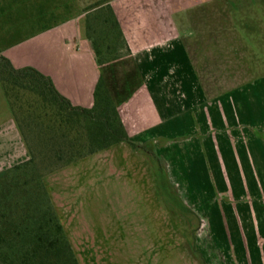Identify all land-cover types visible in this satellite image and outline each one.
Instances as JSON below:
<instances>
[{
    "label": "crops",
    "instance_id": "crops-1",
    "mask_svg": "<svg viewBox=\"0 0 264 264\" xmlns=\"http://www.w3.org/2000/svg\"><path fill=\"white\" fill-rule=\"evenodd\" d=\"M107 4L130 50L125 68L137 74V87L119 106V115L131 141L149 152L154 148L156 162L171 147L173 161L188 164L187 180H199L206 173L190 167V151L187 160L181 159V143L173 137L195 132L197 125L210 127L213 116L225 133H253L264 127V0ZM1 55L15 68L32 67L49 77L73 106H92L101 68L86 36L85 14L5 48ZM166 138L171 142L157 145ZM190 142L182 147L189 148ZM237 144L242 149L233 159V182L222 190L234 195L236 204L212 205L204 198L196 209L188 208V233L193 240L209 238L230 261L264 264V140ZM149 157L121 142L43 177L79 264L73 234L109 244H179L180 210L169 206L165 221L163 206L146 198L142 181L148 170L154 181L164 177ZM29 158L0 84V173ZM200 159L206 164L205 156ZM197 185L189 184V195L211 193Z\"/></svg>",
    "mask_w": 264,
    "mask_h": 264
},
{
    "label": "trees",
    "instance_id": "trees-1",
    "mask_svg": "<svg viewBox=\"0 0 264 264\" xmlns=\"http://www.w3.org/2000/svg\"><path fill=\"white\" fill-rule=\"evenodd\" d=\"M75 2L6 0L0 5V16L13 9L26 12L18 22L12 15L4 20L0 84L30 154L26 162L0 173V264H79L43 177L121 142L151 154L129 139L119 115V106L137 87V74L125 68L116 74L115 62L130 56L117 17L107 2L81 11ZM81 14L101 68L90 108L73 106L49 77L32 67L15 68L1 55L5 48ZM38 160L53 168L35 180Z\"/></svg>",
    "mask_w": 264,
    "mask_h": 264
},
{
    "label": "rangeland",
    "instance_id": "rangeland-1",
    "mask_svg": "<svg viewBox=\"0 0 264 264\" xmlns=\"http://www.w3.org/2000/svg\"><path fill=\"white\" fill-rule=\"evenodd\" d=\"M6 0H0V5L4 4ZM109 0H76L75 4L78 11L91 8L97 4L107 2ZM20 11V12H19ZM25 11L19 9H13L1 13L0 16V43L2 42V29L3 23H5L6 15H12L18 22L20 17H25ZM121 55H124V51H120ZM129 61V58L124 57L122 60L115 62V70L118 76L122 75V71ZM126 69V68H125ZM246 79V78H245ZM261 127V126H260ZM257 132H224L220 129L218 117H212V124L209 126L197 125L195 132L187 135L182 133L179 137H173L174 141L179 140L181 143L179 151L182 160L187 156V152L190 151L192 156L191 160L194 164L190 167L197 173H206L199 180H187L186 167L187 163H176L173 161L171 153H174V149L171 147L165 148L164 157L160 161L156 162L158 158L155 156L154 148L151 147V154L149 158L157 164V171L163 173V179L158 178L153 180L148 170V178L142 181L143 187H147L148 195L146 196L149 203L163 206L165 221L168 220V207L174 206L180 210L179 213V244L172 245L170 243L159 244H109L100 242L102 238H92L90 241L87 238H82L78 234H73L72 245L80 259L81 264H246V261L238 262L237 260L230 261L227 258V252L217 250L213 247L212 243H209V238L206 240L204 237L195 238L193 240L188 233V222L191 218L188 208L196 209L203 203L204 198L208 200L212 205L223 204H236V198L234 195L227 196L224 188H229L233 180L230 179L235 165L233 159L236 154H239L242 147H237V143L242 139H262L264 140V127ZM189 135V136H188ZM190 140V147H182V143L186 140ZM172 139L166 138L163 141H159V144L163 145L166 142H171ZM195 143L194 147L192 143ZM228 142L229 146H226ZM168 143V144H169ZM189 143V142H187ZM232 145V146H230ZM206 157V164L201 162V157ZM162 166V167H161ZM53 168L52 165L45 164L41 160L37 162V168L33 173V179H37L40 174L47 172ZM209 174V175H207ZM230 179V180H229ZM198 184L201 188L208 187L211 193H207V196L202 195H189L188 186L192 183ZM158 189L157 194H153L152 190ZM151 192V193H150ZM17 193V192H16ZM170 218V217H169ZM174 219V218H173ZM176 219V218H175ZM193 219V218H192ZM177 220V219H176ZM91 239V238H90ZM193 240V241H192ZM197 242V243H196ZM199 248L202 249L199 250Z\"/></svg>",
    "mask_w": 264,
    "mask_h": 264
}]
</instances>
